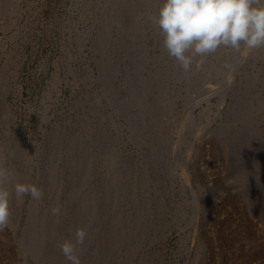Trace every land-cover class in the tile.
Instances as JSON below:
<instances>
[{
    "label": "rangeland",
    "instance_id": "rangeland-1",
    "mask_svg": "<svg viewBox=\"0 0 264 264\" xmlns=\"http://www.w3.org/2000/svg\"><path fill=\"white\" fill-rule=\"evenodd\" d=\"M10 1H12L9 3L11 6H7L10 11L8 16H0V141L5 142L6 144L8 143L10 145V154L12 153V155H14H9L11 158L9 157L10 159H8L6 166L14 169V167L19 165L21 162V166L19 165L20 167L17 168L28 173V176H30L31 180H33L29 183L37 182L36 184L44 186L48 183L46 182L48 181L49 174L47 169L51 167V162L54 163L57 161L56 159H58L56 158L58 156L57 153H54L51 150L53 149V136L57 130H59V139L60 141L62 140V143L58 145L59 148L62 147V144L65 143L66 140H70V138L77 141L74 143V146L77 144V150L80 149V146L81 148L84 146L83 142H87V138L90 135H92L95 140L99 139L101 144L96 141V144L90 153L93 155H99V153L101 154L100 145H102V141L109 139L108 141L110 142V140L117 135V131L115 129L108 130L110 129L111 121L114 120L119 126L118 130H121L122 136L120 140L118 142H114L115 144H112L113 146L111 145L112 149L114 148L113 152H115L112 156H116L118 153V155L120 154V157L116 163L117 167H111L114 169H122V167H125L124 169L127 168V206L130 208L129 211L133 217L129 218L125 234H128L130 231L128 236H131L129 238L133 251H131L130 248V250L126 249L127 245H125L126 247L123 246V248L118 243H115L118 244L115 245V248H118H114V251H108L109 248L106 247V239L111 235H109V230L111 232V227L109 229L110 220L108 218L105 220V218L101 216L102 219L99 220L103 224L102 228L104 230L101 228L100 232H98L101 235L98 234L97 236L98 238L101 236V238L97 239V243L90 246L85 253V257L83 259L85 261L84 264H95L94 261L92 263V259H90L93 254L92 250L93 248L95 250V247L99 248L97 251V253H99L97 254V256H99V258H97L99 262L98 264H102V262L104 263L107 258V261H109L110 258H113V264H127L124 262L128 258H131V255H133L132 257L135 256L134 259L136 260L134 264H264V203L262 200L260 201V199H258L260 198L261 193H264V188L261 187L263 190L260 188H258L259 190L256 189L257 187L263 185L262 181L264 182V179L261 176L264 171V79L263 81L261 79L264 78V47L258 48L255 50L254 54L243 59L242 65H239V68L235 69V65L232 63L235 59L230 61V57L233 58L234 56L235 58V53H233L234 51L231 48L221 46L217 50L221 49V53L223 52V55L221 54V56H224L223 59L221 57L217 60V57H213V54L210 53L212 55L208 54V57H205L207 60L209 59V61L207 62L206 60L207 63L204 62L205 64H203L202 59L204 57H194V61L190 69L185 71L175 58L167 56L168 53L166 54V49L164 50V48H162L163 51L160 50L159 44L161 43L162 46L163 35L158 27L154 28L157 32L151 33L154 29L150 31V35L148 34L147 37L148 39L141 38L145 45L144 50V47H140V45L144 46L140 44V42L142 43L140 40V37L142 36L140 31H142V28L138 26L136 37L139 38L140 41L136 37L129 39L126 48L127 53H129L128 55L131 56L130 58L127 56L126 59L125 49L118 48L119 38L122 36V32H124L123 25H126V18L123 22V17L119 20L114 19L113 22H108L109 27H107L109 29V35L111 34L109 36V43L106 45L107 49H104V46L102 48L103 51H99V53L101 52L99 54L97 52L99 48H97L96 45V37L99 35V28L103 27L109 15L115 10L116 6L114 3V9H112L111 12L109 11V14L107 8L110 10L112 5L106 7V0H92V4L90 0H9L8 2ZM150 1L152 0H149V2ZM0 7V9H2L1 1ZM133 17L135 18L137 16ZM147 25L148 26H146V28L149 29L151 26L149 24ZM140 28L141 30H139ZM153 44L155 46H153ZM108 52L111 54L108 55ZM232 53L234 54L233 56ZM256 53H260L262 56L260 55V57L258 54L259 57H257L255 56L257 55ZM103 54H105V56ZM155 54L156 57L157 55H162V57L160 56L156 59V57H154ZM99 55L104 60H106V55L109 59L110 57L113 58L110 59L111 67H114V69L111 70V75H109L110 78L117 75L119 79H123L126 75V70L129 74H127V87L126 90H124V95L127 97V130L123 129L124 127L121 128L123 123L125 125L124 117L114 115V105L108 97H104L100 103L95 105L97 102L95 100H97L99 96H103L102 87L105 85V83H103L104 85L102 84L104 81H101V77H99V73H101L100 65L102 64L99 62ZM209 55L212 57L210 58ZM253 56L255 57L254 59ZM153 58L156 60H160L162 58V61H157L153 65ZM139 61L141 64H146L148 68L149 65H151V68H149L151 71H146L147 73L145 72L141 78L139 76H135L134 72L129 73L134 67H136V64L139 63ZM165 61H168V64H166ZM160 63H165L168 65V68H166V65L164 64L161 66ZM230 64L232 68L230 67ZM159 67H163L164 70L167 69V74ZM158 71H161L162 74L164 72V77L166 76V78L169 79L167 80L164 78L162 80L164 82L163 83L160 81L161 78H158L160 81H158V85L156 84L158 89L159 87H162L161 83L163 85L166 83L163 86L166 89L173 88L174 83L171 81V78L174 77L173 74H176L177 76H175L178 78L180 73L181 75H184V73L193 74L194 71L196 75H189L191 77L187 75L189 79L185 75V78L187 79L186 81L184 77L181 76V79L176 80L174 89H177L176 91H178V93L184 89L180 92V94L177 93L176 97H171L172 95L167 92L168 90L165 91L163 87L161 89L162 92H160L161 90L159 89L160 91L158 93L156 86L149 101L151 100V104L154 102L153 104L157 106L161 104V107L157 108L160 109L163 107V109H161L162 111L160 110L161 112L159 111L157 114V110H154L156 107H154L153 111H155L157 115H155L153 111V114L151 115L142 114L138 105H135L139 104L137 95H140L143 90L142 82L145 79V82H148L149 79L152 77L154 78L153 75H156V73L158 75ZM135 73L137 74V72ZM157 75L155 77H157ZM193 77L194 79L196 78L198 82L194 81V79H192ZM180 80H184L186 84L188 83L186 87L191 86L189 85V81L190 84L193 81L195 83H193V85L196 87L193 88L192 85L190 88H184L185 83ZM151 81H153V79ZM178 89H180V91ZM163 91L164 94H162ZM154 92L163 96L162 98H160V96L157 97V100L161 103L158 101L155 103L156 97L154 96H156V94ZM207 92L210 93L207 94ZM135 96H137L136 99L138 101L134 102ZM203 97H205L204 100H202ZM161 99L163 101H161ZM194 99H201V101L199 104H190V100ZM132 102L134 103V105H132L133 108L129 109L128 106ZM242 102H244L247 106ZM238 103H240V105H244L246 109L244 110L245 116L242 118L243 124L242 122L240 123V120L236 117L240 112V109L238 110V108L241 107ZM260 105L261 110L255 109ZM232 107H234V109H232ZM230 109L234 110V114H232L234 115L235 120L232 118L233 115L230 116L228 114L233 112ZM130 114L134 119L139 121L137 122L134 120V122L136 121L137 126L141 125L143 129L145 128V132H143V138L141 137L140 143L137 142V135L135 134L134 136L135 132L133 133V130L129 127L128 116H130ZM159 114L160 119L162 116H165V118L162 117L161 120L167 123L160 130H158L159 135H157V137L159 136L160 138H157L155 137L156 130L154 132V121L152 119L156 118L157 120H160L158 119ZM98 115H101V119ZM228 115L234 123H230ZM191 118L196 119V124H193V127L191 126L193 131L190 127L188 128V125H185V123L190 121ZM150 119L153 122H149ZM82 120L84 124L89 123L90 125H88L94 128V132L90 131L89 126V130L83 129L81 126L83 125V123H81ZM140 121L143 123L140 124ZM219 122L222 124H219ZM225 123H227V126ZM222 125L225 129H228H226L228 133ZM216 127L218 129L223 128L225 131V133H223L225 135L221 133V129L219 134ZM244 127L246 129H244ZM239 129L242 131L240 132ZM208 130L211 131L210 134ZM249 130L252 133H250ZM207 131L208 134L206 133ZM147 133L149 136L146 135ZM248 133H250V135ZM237 136L239 137V140L241 139L240 141L237 139ZM96 137L98 138L96 139ZM77 138L80 141H78ZM102 138L103 140H101ZM235 138L238 141L234 140ZM159 139L162 140L159 141ZM223 139L225 141H223ZM245 139L246 142L249 139V142L246 144H244ZM161 141L165 144L163 142L161 143ZM216 143L217 146H215ZM231 143L234 146L231 145ZM189 144L193 148L194 154L192 150L189 153ZM242 144H244L241 146L242 150L239 148L242 151L241 152L237 147ZM164 145L165 148L162 147ZM151 146H153V148ZM150 147L152 150H150ZM223 147L227 151L224 150ZM163 148L165 151H162ZM236 149H238V151ZM243 149H245V151ZM72 151H74V153H71L70 155V159L65 167L66 171H69L68 169L72 168L71 164H73L74 160H76V150L72 149ZM222 151L224 152L221 153ZM153 152L155 154H153ZM234 152H237L235 153L237 155H235ZM251 152L254 154L253 157H248L249 154H252ZM246 153L248 155H246ZM163 154L164 157H161ZM189 154L192 155V162L190 161L186 166L184 165L183 160L180 161L179 159H183L185 155L190 156ZM49 156L53 158L50 159ZM110 156L108 155L109 160H107L108 158H105L106 156H103V161H99L100 164L98 162L94 175L90 179L91 181L89 180L90 183L96 184V195L97 192L98 194L101 192L100 195L103 194V196H105L103 190L106 185L105 181L109 179L107 174L110 175L109 170L111 167L109 169L108 166L110 165ZM157 157L160 158V161L162 162L158 163ZM245 157H248L247 159L249 161L252 159L255 163L251 161L250 165H247L249 168L245 167L246 169L242 171V167L247 160ZM255 158H257L258 161ZM261 160L262 163L260 162ZM229 161L231 163H229ZM180 163H183V165L181 166ZM151 164L153 168L149 166ZM251 165H253V167H251ZM261 165H263V167ZM186 167L188 168L186 169ZM144 169L148 172L147 175L149 180L147 181L142 175V171ZM248 169H251L249 170L250 173L248 172ZM187 170L188 174H190L189 177L186 176ZM240 172L241 174L244 172V174L240 175ZM256 174L257 177H255ZM106 176L108 177L106 178ZM239 176H241V178H239ZM143 179L145 182H143ZM237 180L244 183V186ZM234 181H237L236 184ZM257 182L259 183L257 184ZM155 183L159 185L160 193H158V195ZM146 184L148 186L144 187L145 190H142L143 185L146 186ZM198 185L199 187H197ZM201 186H203V189ZM54 187H51L53 190L49 189V191L43 195L44 206H49V203L52 202L56 191ZM69 188L70 192L71 189H73V186H69ZM76 188L77 187L75 186L74 189L76 190ZM204 189L206 190L204 191ZM134 193H138L139 197L135 201L136 206L132 196H130ZM239 193H241V195ZM215 194L217 195L215 196ZM245 194L246 196L249 195L251 197L249 202L246 201L244 197ZM73 196L75 197L76 195L73 194ZM105 198L109 200V198L104 197L103 201L108 202ZM66 199L67 195L65 193L62 199L63 202H65ZM75 199H77L76 202ZM194 199H197L195 200L196 202L198 201L197 204ZM31 201L33 202L34 200L30 196L25 195L23 197L20 230H18L17 235L12 227H6L5 229L0 230V264L33 263V259H31L32 257L30 258V256H25V252L18 241L22 227L29 222L30 216L28 207H30L29 204L32 203ZM73 203L74 204L72 205L76 206L77 204L78 206V198H74ZM163 203L164 205H162ZM177 203L179 204L178 207ZM144 205L149 206L145 210V212L147 211L146 218H144V221H142L143 225L141 224L142 226L140 227L146 226L145 229L149 237L143 247H135L136 244L135 241H133V236L140 228H138L137 224H135L132 220L136 218L135 213L142 209ZM198 205L199 207L203 205L202 209L198 208L197 210L196 206ZM41 206L43 205L41 204ZM204 208L206 210H204ZM161 209L166 211H161ZM176 211H179L181 216L178 215V212ZM255 212L257 214H254ZM261 216L263 219L262 221L260 219ZM178 217L181 222L177 219ZM72 218L73 217L70 216L64 220L63 226L59 227L57 231H55L57 233L53 232V236L56 234L55 236L66 239L75 237V228L69 227ZM95 219L96 218L94 217L92 220L94 223L93 225L96 223ZM173 219H176V221ZM103 220L107 223L105 222L104 224ZM193 221H195L196 225H194ZM163 223L164 226L162 225ZM165 224H168V226ZM88 227V224L84 226L86 230ZM69 228H71L74 233H69L72 232ZM198 232H200V235ZM49 245L50 247L53 245V240L50 241ZM91 247L93 248L91 249ZM79 248L82 249L81 245H79L77 249ZM125 249L128 251L125 252ZM81 251L82 250L78 252ZM129 252H131V254ZM59 253H61V251ZM59 253L55 254V256H52L54 255L53 253L50 255L52 258L56 257V255H63V253ZM115 255L117 256L115 257ZM126 255L127 257L129 255V257H125ZM194 255L198 257L196 258ZM82 257L83 255L81 256V259ZM64 262L66 264L69 263L67 260Z\"/></svg>",
    "mask_w": 264,
    "mask_h": 264
},
{
    "label": "bare ground",
    "instance_id": "bare-ground-1",
    "mask_svg": "<svg viewBox=\"0 0 264 264\" xmlns=\"http://www.w3.org/2000/svg\"><path fill=\"white\" fill-rule=\"evenodd\" d=\"M1 1V6H2V9H0V16H5V17H7L8 16V14H9V7L11 6V5H9V3H11L12 1H10V2H8L9 0H0ZM146 1H147V3H146ZM143 0V1H141V0H106L105 2H106V7H109V5H112V8H111V6H110V10L107 8V10H108V12L110 11H112V9H114L113 8V6L115 5L116 7H115V10L112 12V14H110V12H109V17H108V19H107V21H106V23L103 25V27H101V28H99V35L96 37L97 39V43H96V45H97V48H99V50H97V52L99 53V51H103V47L105 46V48L104 49H107L106 47V45L109 43V36L111 35H109V29H108V22H110V21H112L113 22V20L114 19H121L122 17H123V22H124V19L126 18V20H125V23H126V25H123L124 27H123V31L124 32H122V36L119 38V41H118V48L119 49H125V54H126V59H127V56H129L128 54L129 53H127V42L129 41V39H133V38H135L137 35H136V32H137V27L138 26H140L141 28H142V31H140L141 32V37H140V40H141V38H147L148 37V34L150 33V31L152 30V29H154V28H156V27H158V26H156L153 22H152V17H154L157 13H158V9H159V7H160V5L163 3V0H152V1H150L149 2V0ZM90 2H91V4L93 3L92 2V0H90ZM113 3H114V5H113ZM130 4H133V5H130ZM145 4H147V5H145ZM7 6H9V7H7ZM130 6V7H129ZM105 7V8H106ZM1 8V7H0ZM11 9V8H10ZM12 11V10H11ZM11 14V13H10ZM136 14H138V15H136ZM125 15V16H124ZM133 16H139L138 18L137 17H133ZM10 19V18H9ZM111 22V23H112ZM124 23V24H125ZM147 24H149L151 27L148 29V28H146V26H148ZM102 26V25H101ZM108 26V27H107ZM7 28V27H6ZM141 28L139 29V30H141ZM155 30V31H154ZM151 33H153V32H157L156 31V29H154ZM139 32V31H138ZM110 33H111V31H110ZM138 34V33H137ZM155 34V33H154ZM150 35V34H149ZM152 35V34H151ZM137 38V37H136ZM138 40H139V38H137ZM143 39V40H144ZM148 39V38H147ZM139 40V41H140ZM142 41V40H141ZM156 43H158V42H156ZM159 43H160V41H159ZM140 44H142V45H144V43H143V41H142V43L140 42ZM160 45V50H162V48H164V47H162L163 46V42H162V46H161V43L159 44ZM159 45H157V46H159ZM109 46V45H108ZM153 46H155L154 44H153ZM140 47L141 48H143L144 47V50H145V45L144 46H141L140 45ZM155 48V47H154ZM156 49H157V47H156ZM158 49H159V47H158ZM164 50H165V48H164ZM221 50V49H220ZM220 50H216L214 53H212L213 54V57L215 56V57H217V60H219L222 56H221V54L223 55V52L221 53V51ZM223 50V49H222ZM255 50H257V49H254V50H249V51H247V53H244V52H235L234 50V52L233 53H235V58H234V54L232 53V56H233V58L232 57H230L229 55V57L231 58L230 59V61L231 60H233V59H235V60H233L232 61V63H234V67H235V69H237V68H239V65H242V62H243V59H245L247 56H249V55H252V54H254V52H255ZM163 51V50H162ZM162 51H161V53H162ZM106 52V51H105ZM101 53V52H100ZM99 53V54H100ZM107 53V52H106ZM111 53L110 52H108V55H110ZM166 54H167V52H166ZM212 54H210V55H212ZM257 54V53H256ZM259 54V56L261 55L260 53H258ZM258 54L257 55H255V56H257V57H259L258 56ZM104 56H105V54H103ZM209 55V56H210ZM103 56V57H104ZM131 56V55H130ZM130 56H129V58H130ZM161 57H162V55H160ZM160 56H158L157 55V57H160ZM167 56H169V55H167ZM238 56V57H237ZM262 56V55H261ZM260 56V57H261ZM99 57H100V55H99ZM154 57H156V54H155V56ZM156 57V59H158ZM170 57V56H169ZM206 57V56H205ZM204 57V58H205ZM208 57V56H207ZM212 56H210V58H211ZM102 57H100L99 59L100 60H102V61H100L99 60V62H101L102 64L100 65L101 67V73H99L100 75H99V77H101V81H104V82H102V84L103 83H105V85L102 87V95L103 96H99L98 98H97V100H95V101H97L96 103H95V105L96 104H98V103H100V101L104 98V97H108L109 98V100L111 101V103L114 105V115L115 116H121V117H124V120H125V125H124V123L122 124V127L121 128H123V129H126L127 130V97H125V95H124V90H126V87H127V70L125 71V76H124V78L122 79H119L118 77H117V75H114V76H112V78H110L109 77V75H111L110 73H111V70H113L114 69V67L112 68L111 67V64H110V59L112 58V57H110V59L108 58V56L106 55V60H104L103 58L101 59ZM168 58V57H167ZM200 58V57H199ZM204 58L202 59V61H203V64H205L204 62H206V58H205V61H204ZM224 58V56L222 57V59ZM255 57L253 56V59H254ZM109 59V60H108ZM113 59V58H112ZM132 59V58H131ZM130 59V60H131ZM134 59H135V57H134ZM154 59V58H153ZM156 59H154L153 60V65H154V63H156L157 61H162V58L160 59V60H156ZM164 59V58H163ZM169 59V58H168ZM136 60V59H135ZM135 60H134V62H135ZM152 60V59H151ZM132 61V60H131ZM141 61V60H140ZM140 61H139V63H135L136 64V67H134L133 68V70L131 71V72H129V73H133L134 72V74H135V76H139L140 78L145 74V72L147 71H151V69L149 70V68H151L150 66L151 65H149V68H148V66L146 65V64H141L140 63ZM194 61V60H193ZM198 61V60H197ZM209 61V59L207 60V62ZM235 61V62H234ZM113 62V61H112ZM133 62V63H134ZM166 62V64H168V61H165ZM206 62V63H207ZM145 63V62H144ZM170 63V62H169ZM196 63V62H195ZM231 63V64H232ZM100 64V63H99ZM161 64V63H160ZM164 65H166L165 63H163ZM163 64H161V66L163 65ZM231 64H230V67L232 68V66H231ZM262 64V63H261ZM157 66V65H156ZM112 68V69H111ZM136 68V69H135ZM160 68V67H159ZM166 68H168V65H166ZM134 69H135V71H134ZM156 69H158V68H156ZM155 69V70H156ZM160 69H163V67H161ZM258 69V68H257ZM116 70V69H115ZM163 71L167 74V69L166 70H164L163 69ZM162 71V72H163ZM113 72V71H112ZM116 72V71H115ZM135 72H137V74L135 73ZM146 72V73H147ZM155 72V71H154ZM163 72V74L161 73V71L159 72L158 71V75H157V73H156V75H157V77H155L156 75L154 74H152L153 76H154V78L152 77L151 79H149L148 80V82H145L146 81V79L142 82V87H143V90H142V92H141V94L140 95H137V96H135V99H134V97H133V99H134V102L135 101H138L137 99H139V104H135V105H138V107L140 108V112L142 113V114H148V115H151V114H153V112H154V114L155 115H157L158 114V112L161 110V109H163V107L162 108H160V109H158L157 107H161V104H159V103H161L159 100H157L158 98V96H160V98H162L163 96L162 95H159L158 93H159V91L162 89V87L166 84H162L161 83V85H162V87H159V89H158V78H161V80L160 81H162L164 78H166V76L164 77V75H165V73ZM169 73V72H168ZM171 73V72H170ZM192 73V72H191ZM257 73V72H256ZM113 74H115V73H113ZM112 74V75H113ZM193 74H195L194 73V71H193ZM193 74H185L184 73V75H181V73H180V75L178 76V78L173 74V78H171V81L174 83L173 85L175 86L176 84V80H179V79H181V77H184V79H185V81L187 80L186 78H185V75H186V77L188 78V76L189 75H193ZM213 74V73H212ZM235 74V73H234ZM129 75V74H128ZM188 75V76H187ZM196 75V74H195ZM258 75H260V74H258ZM5 76V75H4ZM149 76V75H148ZM181 76V77H180ZM194 76V75H193ZM214 76V75H213ZM1 77V76H0ZM151 77V76H150ZM189 77H191V76H189ZM196 77V76H195ZM110 78V79H109ZM130 78V77H129ZM231 78H232V76H231ZM231 78H230V80H231ZM261 78V77H260ZM88 79H90V78H88ZM153 79V81H151ZM167 79V78H166ZM165 79V80H166ZM183 79V78H182ZM189 79V78H188ZM191 79V78H190ZM192 79H194V77L192 78ZM209 79V78H208ZM262 79V81H263V79L264 78H261ZM107 80V81H106ZM130 80V79H129ZM167 80H169V79H167ZM206 80H207V78H206ZM211 80V79H210ZM209 80V81H210ZM89 81V80H88ZM100 81V82H101ZM159 81V82H160ZM180 81H182V80H180ZM184 81V80H183ZM182 81V82H183ZM184 81V88H187V87H192V85H193V81L191 82V84H190V81H189V85H191V86H187L186 87V85H188V83L186 84V82ZM194 81H197L196 80V78L194 79ZM208 81V80H207ZM163 82V81H162ZM178 82V81H177ZM198 82V81H197ZM158 83V84H157ZM164 83V82H163ZM168 83V82H167ZM264 83V82H263ZM101 84V85H102ZM157 84V85H156ZM195 84V83H194ZM100 85V86H101ZM172 85V86H173ZM197 85V84H196ZM157 86V92L158 93H155L156 92V90H155V94H156V96H154V97H156V101H155V103L158 101L159 103V106H157V105H155V104H153L154 102H152V104H151V100L149 101V99H150V96H151V94H153V91H154V89H155V87ZM160 86V85H159ZM174 86H173V88H169V89H166L165 87H163V89H165V91H167L168 93H170V95H172L171 97H176L177 96V93H178V91H176L177 89H174ZM168 87H169V85H168ZM196 87V86H195ZM194 87V85H193V88H195ZM177 88H179V87H177ZM181 88V87H180ZM188 88V89H189ZM182 89V88H181ZM222 89V88H221ZM179 91H180V89H178ZM184 90V89H183ZM183 90H181V91H183ZM186 90V89H185ZM180 91V92H181ZM209 91V90H208ZM160 92H162V90L160 91ZM180 92L178 93V94H180ZM212 92V91H211ZM208 93H210V92H207V94ZM228 93V92H227ZM234 93V92H233ZM161 94V93H160ZM162 94H164V91H163V93ZM223 94V93H222ZM236 94V93H235ZM240 94V93H239ZM166 95V94H165ZM224 95V94H223ZM238 96V95H237ZM136 97H137V99H136ZM170 97V98H171ZM234 97V96H233ZM159 98V99H160ZM204 98L205 97H203L202 98V100H204ZM224 98V97H223ZM222 98V99H223ZM132 99V100H133ZM237 99V98H236ZM239 99V98H238ZM153 100V99H152ZM166 100V99H165ZM206 100V99H205ZM154 101V100H153ZM161 101H163L162 99H161ZM191 102H190V104H192V105H195V104H199V102L201 101V99H194V100H190ZM167 102H169V101H167ZM223 102V101H222ZM136 103H138V102H136ZM163 103V102H162ZM244 105H246L244 102H242ZM171 104V103H170ZM234 104V103H233ZM239 105H240V103H238ZM132 105H134V103L132 102L129 106H128V108L129 109H132L133 108V106ZM153 105H155V106H153ZM163 105H164V103H163ZM236 105V104H235ZM234 105V106H235ZM238 105V106H239ZM244 105H240L241 107L240 108H238V110L240 111H238L239 112V114H238V116H236L237 117V119L238 120H240V123L242 122V118L245 116L244 114V110H246L245 109V106ZM259 105V104H258ZM261 105H262V103H261ZM261 105L260 106H257L256 108L255 107H253V108H255V109H258V110H261ZM247 106V105H246ZM95 107V106H94ZM154 107H156V108H154ZM237 107V106H236ZM153 108H154V110H157L156 111V113H155V111H153ZM228 109V108H227ZM232 109H234V107H232ZM171 110V109H170ZM231 110V109H230ZM230 110H228V111H230ZM153 111V112H152ZM162 111V110H161ZM160 111V112H161ZM165 111V110H164ZM231 111H233V112H230V113H228L230 116L231 115H233L234 114V110H231ZM237 111V110H236ZM235 111V112H236ZM248 111V110H247ZM246 111V112H247ZM251 111V110H250ZM95 112H97V111H95ZM256 112H257V110H256ZM255 112V113H256ZM226 113V114H227ZM233 113V114H232ZM99 114H101V113H99ZM167 114V113H166ZM155 115H153V116H155ZM229 115H228V118H229ZM247 115V114H246ZM101 115H98V117H100ZM160 116V114L158 115V117ZM248 116V115H247ZM97 117V118H98ZM114 117V116H113ZM117 117V118H118ZM162 117H164L165 118V116H162ZM162 117H161V119H162ZM166 117H167V115H166ZM115 118V117H114ZM136 118V117H135ZM226 118H227V116H226ZM227 118V119H228ZM232 118L234 119L235 117H234V115L232 116ZM100 119H101V117H100ZM154 119H156V118H154ZM154 119H152L153 121H154V132H155V130H156V136L155 137H157V135H159V133H158V130H160L163 126H165V124L167 123V122H165V121H162L161 119H160V117L158 118V119H160V120H154ZM169 119V118H168ZM245 119V118H244ZM249 119V118H248ZM134 120H136V119H134L133 118V116L130 114V116H128V121H129V127H130V129H132L133 131V133H134V136H135V134L137 135V139H138V141L137 142H139L140 143V139H141V137L143 138V132H145V128L143 129V127L141 126V125H138L137 126V123H136V121L134 122ZM151 119H150V121L149 122H151L152 121ZM164 120H166V119H164ZM229 120H230V123L232 122L231 121V119L229 118ZM235 120V119H234ZM237 120V121H238ZM246 120V119H245ZM85 121V120H84ZM143 121V120H142ZM152 121V122H153ZM167 121V120H166ZM249 121V120H248ZM86 122H88V121H86ZM85 122V123H86ZM137 122H139V121H137ZM189 122V123H188ZM188 122H186L185 123V125L187 126L188 125V128L190 127L191 128V126L193 127V124H196L195 122H196V119H193V118H191L190 119V121H188ZM229 122V121H228ZM81 123H83V125H81L82 126V128L83 129H85V130H89V128H90V131H92V132H94V128L93 127H91V126H89L88 124H84V122H83V120L81 121ZM135 123H136V125H135ZM141 123H143V122H141L140 121V124ZM188 123V124H187ZM221 122H219V124H220ZM232 123H234V121L232 122ZM146 124V123H145ZM222 124V123H221ZM224 124V123H223ZM226 124V126H227V123H225ZM242 124H243V122H242ZM88 126H89V128H88ZM136 126V127H135ZM143 126H144V124H143ZM152 126V125H151ZM194 126H196V125H194ZM242 126V125H241ZM249 126V125H248ZM145 127V126H144ZM222 127L225 129V127L222 125ZM118 128H119V126L115 123V121L113 120V121H111V125H110V129H108V130H113V129H115L116 131H117V135L112 139V140H110V142L107 140V139H105L104 141H102L103 143H102V145H100L101 146V154L99 153V155L98 154H96V155H93V154H90L91 152H92V150H93V147L95 146V144H96V141H97V143L99 142V139L98 140H95L94 139V137L92 136V135H90L88 138H87V142H83V147L81 148V146H80V149H78L77 150V144H75V146H74V143L75 142H77V141H74L75 139H72V138H70V140H66L65 141V143H63L62 144V147H58V145H60L61 143H62V140L60 141V137H59V130H57L56 132H55V134H54V142L52 143L53 144V146H52V144H51V146H52V148L53 149H51L52 150V152H54V153H57V157L56 158H58V159H56L57 161H55L54 163H52L51 162V164L52 165H50L51 167L50 168H48L47 169V171H48V181H46V182H48V183H46V185H39L40 186V188L42 189V191H43V195L46 193V192H48L49 191V189H51V187L53 188L54 186L56 187V185H57V187L55 188L54 187V189L56 190L55 191V196H53V200H52V202L51 203H49V206H44V204H43V196H42V198L41 199H39V200H34L31 204H29L30 205V207H28L29 208V210H28V212H29V216H30V218H29V222L27 223V224H25L24 225V227H22V229H21V234H20V236H19V244H20V246L22 247V249L24 250V254H25V256H30V258L31 259H33V263L32 264H63V262L64 261H66V259H65V257H64V255H56V257H53L52 258V256H55V254H57V253H59L61 250H60V248H59V246H58V242H62V241H64V240H67L66 238H63V237H57V236H55L56 234H54V236H53V232H55V231H57V229L59 228V227H62L63 226V223H64V220H66L67 218H69L70 216H72L73 218H72V220H71V226L69 225V227H72V228H75V230L77 229V228H84V226H86L87 224L89 225V227H88V229H87V232H88V238L85 240V242H84V244L83 245H81V248L82 249H80V250H82L81 252H79V255H80V257L83 255V257H82V259H81V261L84 259V257H85V253L87 252V250L90 248V246H93L94 244H96L97 243V239H100L101 238V236H100V238H98L97 236H98V234H100V233H98V232H100V230H101V228H102V223H101V216L103 217V218H105V220L108 218L109 220H110V223H109V229H110V227H111V232H110V230H109V235L110 236H108V234H107V239H106V244H107V246L106 247H108L109 248V250L108 251H114V248H115V245H118V244H120L122 247L123 246H125V245H127V248L126 249H131V251H133V248L131 247L132 246V244L130 245V238L129 237H131V236H128V234L130 233V231L128 232V234H125V231L127 230V227H126V225H127V223H129V218L131 217H133V215L130 213V211H129V209L130 208H128V206H127V168L126 169H124L123 167H122V169L120 168V169H114V168H112V167H114V166H116L117 164V162H118V159H119V155H118V153H117V155L116 156H112V155H114V153L115 152H113L114 150V148L112 149V144H115L114 142H118L119 140H120V138H121V130H118ZM186 128V127H185ZM195 128V127H194ZM217 128V127H216ZM220 128V127H219ZM221 129L222 131H221V133L222 134H224L225 133V131L227 132V130L225 129V131H224V129ZM243 128V127H242ZM242 128H240V129H242ZM249 128H250V126H249ZM192 129V128H191ZM213 129V128H212ZM218 129V128H217ZM220 129H218V131L217 132H219V134H220ZM239 129V131L241 132L242 130H240ZM244 129H246L245 127H244ZM97 130V129H96ZM104 131V130H103ZM192 131H193V129H192ZM191 131V132H192ZM209 131V130H208ZM208 131L206 132L207 134H208ZM210 132L211 131H209V134H210ZM216 132V133H217ZM224 132V133H223ZM249 132H250V130H249ZM158 133V134H157ZM190 133V132H189ZM228 133V132H227ZM226 133V134H227ZM245 133V132H244ZM250 133H252V132H250ZM250 133H248L249 135H250ZM95 134V133H94ZM155 134H153V135H155ZM214 134V133H213ZM212 134V135H213ZM218 134V135H219ZM247 134V135H248ZM256 134V133H255ZM101 135V134H100ZM146 135H148L149 136V134L147 133ZM214 135H216V134H214ZM217 135V136H218ZM225 135V134H224ZM228 135V134H227ZM244 135V134H243ZM248 135V136H249ZM245 136V135H244ZM254 136V135H253ZM151 137H153V136H151ZM161 137H164V136H161ZM208 137V136H207ZM214 137H216V136H214ZM220 137V136H219ZM223 137V136H222ZM250 137V136H249ZM98 137H96V139H97ZM103 138H105V137H103ZM103 138L101 139V140H103ZM157 138H160L159 136L157 137ZM217 138V137H216ZM247 138V137H246ZM69 139V138H68ZM152 139V138H151ZM184 139V138H183ZM222 139V138H221ZM237 139L239 140V137L237 136ZM236 138L234 139V140H236V141H238ZM77 140H78V138H77ZM142 140H144V139H142ZM147 140V139H146ZM150 140V139H149ZM156 140V139H155ZM154 140V141H155ZM158 140V139H157ZM160 140H162V139H159V141ZM232 140V139H231ZM241 140V139H240ZM239 140V141H240ZM249 140V139H248ZM247 140V142H246V139L244 140L245 141V143L244 142H240V143H244V144H246V143H248L249 141ZM252 140V139H251ZM250 140V141H251ZM263 140H264V138H263ZM78 141H80V140H78ZM164 141V140H163ZM163 141H161V143L163 142ZM223 141H225L224 139H223ZM222 141V142H223ZM229 141V140H228ZM233 141V140H232ZM262 141V140H261ZM260 141V142H261ZM165 142V141H164ZM163 142V143H164ZM186 142V141H185ZM212 142V141H211ZM222 142H220V143H222ZM230 142V141H229ZM228 142V143H229ZM81 143V142H80ZM142 143V142H141ZM147 143V142H146ZM155 143V142H154ZM224 143V142H223ZM239 143V142H238ZM262 143V142H261ZM263 143H264V141H263ZM82 144V143H81ZM81 144H78V145H81ZM99 144H101L100 142H99ZM143 144V143H142ZM144 144H145V142H144ZM148 144V143H147ZM159 144V143H158ZM165 144V143H164ZM214 144V143H213ZM226 144V143H225ZM244 144H242V145H238V149L240 148L241 150H242V147L241 146H243ZM252 144V143H251ZM112 145V146H111ZM150 145V144H149ZM153 145V144H152ZM161 145V144H160ZM224 145V144H223ZM231 145H233L232 143H231ZM236 145V144H235ZM255 145H257V144H255ZM254 145V146H255ZM73 146H74V148H73ZM145 146H146V144H145ZM189 153L191 152V150L193 151V148L191 147V145L189 144ZM215 146H217V143L215 144ZM234 146V145H233ZM258 146H259V144H258ZM262 146V145H261ZM58 147V148H57ZM152 148H153V146H151ZM151 147H150V150H152L151 149ZM162 147H164L165 148V145L164 146H162ZM246 147H247V145H246ZM256 147V146H255ZM155 148V147H154ZM163 148V150L162 151H165V149ZM252 148H254V147H252ZM262 148H263V146H262ZM72 149L73 150H76L75 152L77 153L76 154V160H74V162H73V164H71L72 165V168H69L68 170L69 171H66V164H67V162H68V160L70 159V155H71V153H74V151H72ZM160 149H161V147H160ZM214 149V148H213ZM223 149L224 150H226L224 147H223ZM230 149V148H229ZM232 149V148H231ZM238 149H236L237 151H238ZM239 149V151H241ZM251 149V148H250ZM249 149V150H250ZM261 149V148H260ZM260 149H257V150H260ZM149 150V149H148ZM155 150V149H154ZM157 150V149H156ZM233 150V149H232ZM231 150V151H232ZM244 151H245V149H243ZM253 150V149H252ZM256 150V149H255ZM255 150H254V152H255ZM11 151H12V149H11ZM121 151V150H120ZM161 151V150H160ZM161 151V152H162ZM168 151V150H167ZM220 151V150H219ZM227 151V150H226ZM230 151V150H229ZM228 151V152H229ZM251 151V150H250ZM112 152V153H111ZM218 152V151H217ZM224 151H222L221 153H223ZM242 152V151H241ZM111 153V154H110ZM199 153V152H198ZM226 153V152H225ZM232 153V152H231ZM235 153H237V152H234V154ZM239 153V152H238ZM252 153V152H251ZM111 157L110 159V165H108L109 166V169H110V167H111V169L109 170L110 172V175L109 174H107L108 176H106V178L108 177L109 179L107 180V181H105V184L103 183V181H102V183L105 185V187H104V195L105 196H103V194L102 195H100L101 194V192H100V194H98V192H97V195H96V193H95V186H96V184H92V183H90L89 182V180L93 177V175H94V172H95V169H96V165L98 164V162L99 161H103L102 159L104 158L103 156H106L105 158H108L107 160H109V157H108V155ZM153 154H155L154 152H153ZM160 154V153H159ZM193 154H194V151H193ZM242 154H244V153H242ZM257 154V153H256ZM259 154V153H258ZM263 154V153H262ZM9 155H12V153L10 154V145L7 143H5V142H3V141H0V168H4L8 173H10V176H9V179L8 180H6L5 181V184H4V186L6 187V188H8L9 189V191H10V197H9V200H10V204H9V206H10V209H11V215H10V221H11V225H10V227H12L13 228V230H14V232L16 233V235L18 234V230H20V223H21V208H22V204H23V202L22 203H18L17 202V199H16V194H15V190H14V188H13V185H14V183L15 182H17V181H21V182H32L33 180H31V178H30V176H28V173H26V171H23L22 169H18L17 167H20L21 165V162H20V166L19 165H16V167H14V169H11V168H9V167H7L6 165H7V161H8V159H10L11 158V156H9ZM190 155V154H189ZM197 155V154H196ZM220 155V154H219ZM227 155V154H226ZM225 155V156H226ZM233 155V154H232ZM235 155H237V154H235ZM246 155H248L247 153H246ZM246 155H244V156H246ZM253 153L250 155H248V157L249 156H251V157H253ZM261 155V154H260ZM12 156H14V155H12ZM17 156V155H16ZM15 156V157H16ZM156 156V155H155ZM164 157V154L163 155H161V157ZM191 156L192 155H190V156H184L183 157V159L181 158V159H179L180 161L181 160H183V162H184V165H186L187 166V164L191 161ZM198 156V155H197ZM228 156H230V155H228ZM257 156H259V155H257ZM10 157V158H9ZM50 157V159L51 158H53V157H51V156H49ZM152 157H153V155H152ZM151 157V158H152ZM160 157V156H159ZM247 157V158H248ZM264 157V156H263ZM230 158V157H229ZM231 158H232V156H231ZM233 158H235V157H233ZM237 158H239V157H237ZM243 158V157H242ZM246 157H245V159H247ZM260 158V157H259ZM21 159V158H20ZM49 159V160H50ZM256 160H257V158H255ZM254 159V160H255ZM261 159V158H260ZM22 160V159H21ZM104 160H106V159H104ZM156 160V159H155ZM231 160V159H230ZM237 160V159H236ZM157 161H158V163L159 162H162V161H160V158H158L157 157ZM156 161V162H157ZM232 161V160H231ZM243 161V160H242ZM252 161V159H250V161L247 159L246 160V162H245V164H244V166L242 167V171H244L246 168L245 167H248L249 168V166H247V165H250V162ZM258 161V160H257ZM19 162H17V163H19ZM23 162V161H22ZM125 162V161H124ZM192 162V161H191ZM252 162H254V161H252ZM261 163H262V160L260 161ZM264 162V161H263ZM16 163V162H15ZM24 163V162H23ZM22 163V164H23ZM152 163H153V161H152ZM229 163H231L230 161H229ZM240 163V162H239ZM241 163V164H242ZM255 163V162H254ZM99 164H100V162H99ZM104 164H106V163H104ZM181 164V166L183 165V163H180ZM260 164V163H259ZM140 165V164H139ZM154 165H156V164H154ZM158 165V164H157ZM240 165V164H239ZM255 165V164H254ZM258 165V164H257ZM30 166V165H29ZM106 166V165H105ZM119 166V165H118ZM142 166V165H141ZM149 166H151L152 167V164L151 165H149ZM148 166V167H149ZM231 166V165H230ZM256 166V165H255ZM259 166V165H258ZM262 167H263V165H261ZM117 167V166H116ZM146 167V166H145ZM237 167H238V164H237ZM241 167V166H240ZM239 167V168H240ZM251 167H253V165H251ZM129 168H131V167H129ZM153 168V167H152ZM188 167H186V169H187ZM197 168V167H196ZM255 168H257V167H255ZM30 169V168H29ZM50 169V170H49ZM98 169V168H97ZM132 169V168H131ZM139 169V168H138ZM186 169H184V170H186ZM238 169V168H237ZM251 169H253V168H251ZM251 169H248V172H249V170H251ZM258 169V168H257ZM262 170V169H261ZM260 170V171H261ZM241 171V172H242ZM68 172V173H67ZM136 172V171H135ZM241 172H240V175H242V174H244V172L241 174ZM247 172V171H246ZM139 173V172H138ZM147 170H143L142 171V175H143V177H144V179L147 181V180H149L148 179V175H147ZM238 173V172H237ZM250 173V172H249ZM136 174V173H135ZM134 174V175H135ZM234 174H235V172H234ZM233 174V175H234ZM262 174V173H261ZM260 174V175H261ZM99 175V174H98ZM137 175V174H136ZM189 175L190 174H188V170H187V173H186V176L187 177H189ZM245 175H246V173H245ZM259 175V176H260ZM196 176V175H195ZM244 176V175H243ZM262 177H263V179H264V171H263V174L261 175ZM201 177V176H200ZM235 177V176H234ZM255 177H257V174H256V176ZM262 177H259V178H262ZM104 178H105V176H104ZM132 178V177H131ZM239 178H241V176H239ZM144 179H143V182H145L144 181ZM243 179V178H242ZM241 179V180H242ZM252 179V178H251ZM253 179H254V177H253ZM106 180V179H105ZM183 180V179H182ZM240 180V179H239ZM262 180V179H261ZM36 181V180H35ZM91 181V180H90ZM141 181H142V179H141ZM201 181V180H200ZM238 181V180H237ZM236 181V182H237ZM249 181H252V180H249ZM235 182V181H234ZM236 182H235V184H236ZM238 182H240V181H238ZM255 182V181H254ZM35 183V182H34ZM37 183V182H36ZM142 183V182H141ZM148 183V182H147ZM242 185L244 184V183H242V182H240ZM259 182H257V184H258ZM262 183H263V185L262 186H260V187H257L255 184H253V185H255L256 187V189H258V188H260V189H262L263 190V188H264V182L262 181ZM71 184H72V186H73V189H71V191L69 192V186L70 187H72L71 186ZM156 185V189H157V195H158V193H160V189H159V185L157 184V183H155ZM186 184V183H185ZM238 184V183H237ZM260 184H261V182H260ZM38 185V184H37ZM136 185V184H135ZM141 185V184H140ZM158 185V186H157ZM161 185V184H160ZM201 185V184H200ZM240 185V184H239ZM251 185V184H250ZM75 186L77 187L76 188V190L78 191H76L74 188H75ZM101 186V185H100ZM131 186V185H130ZM134 186V185H133ZM148 185L146 184V186H144L143 185V189L142 190H145L144 189V187H147ZM234 186V185H233ZM244 186V185H243ZM103 187V186H102ZM101 187V188H102ZM132 187V186H131ZM150 187V186H149ZM197 187H199V185L197 186ZM202 187V189H203V186H201ZM205 187V186H204ZM236 187H237V185H236ZM239 187V186H238ZM249 187V186H248ZM248 187H247V190H248ZM254 187V186H253ZM261 187H263V188H261ZM138 188V187H137ZM243 188V187H242ZM154 189H155V187H154ZM155 189V190H156ZM198 189V188H197ZM201 189V188H200ZM250 189H251V187H250ZM51 190H53V189H51ZM206 189H204V191H205ZM233 190V189H232ZM254 190V189H253ZM252 190V191H253ZM259 190V189H258ZM262 190H260V191H262ZM133 191V190H132ZM193 191V190H192ZM199 191H201V190H199ZM198 191V192H199ZM215 191V190H214ZM250 191V190H249ZM135 192V191H134ZM201 192H203V191H201ZM263 192V191H262ZM66 193V195H67V199H66V201L65 202H63V196H64V194ZM130 193V192H129ZM244 193V192H243ZM255 193V192H254ZM261 193V192H260ZM53 194V193H52ZM73 194L74 195H76L75 197L73 196ZM199 194V193H198ZM211 194V193H210ZM231 194V193H230ZM240 195H241V193H239ZM157 195H156V197H157ZM211 195H213V194H211ZM217 194H215V196H216ZM252 195V194H251ZM130 196H132V199H133V201H134V204H135V201L139 198L138 197V193H134V194H131ZM140 196V195H139ZM248 196V197H247ZM246 196V194H245V199H246V201L247 202H249V200H250V196L249 195H247ZM104 197H107V198H109V200L108 199H106L108 202H104L103 201V199H104ZM155 197V198H156ZM211 197V196H210ZM213 197V196H212ZM239 197V196H238ZM256 197V196H255ZM74 198H78V201H79V205L77 206V204H76V206H74V205H72V204H74L73 203V201H74ZM130 198V197H129ZM234 199V198H233ZM255 199V198H254ZM253 199V200H254ZM258 199H260V201L262 200L263 201V203H264V193H261V196H260V198H258ZM176 200V199H175ZM195 200H197V199H194V201ZM213 200V199H212ZM235 200V199H234ZM237 200V199H236ZM240 200V199H239ZM77 201V199H75V202ZM131 201V200H130ZM132 201V202H133ZM196 202V201H195ZM194 202V203H195ZM229 202H232V201H229ZM256 202H257V200H256ZM149 203V202H148ZM180 203V202H179ZM198 203V201L196 202V204ZM41 204L43 205V206H41ZM129 204H131V203H129ZM174 204V203H173ZM172 204V205H173ZM235 204V203H234ZM241 204V203H240ZM245 204H246V202H245ZM28 205V206H29ZM133 205V204H132ZM162 205H164V203L162 204ZM161 205V206H162ZM175 205V204H174ZM178 203H177V207H178ZM195 205V204H194ZM135 206H136V204H135ZM149 205H144V207L142 208V209H140L138 212H136L135 214H136V221H135V219L134 220H132V221H134V223L135 224H137V227L138 228H140V229H138V231L137 232H135L136 234L133 236V241H135V247H137V246H144L145 245V243H146V241L148 240V234H147V232H146V226H144V227H140V226H142L143 224V222L142 221H144V218H146V214H147V211L145 212V210H146V208L148 207ZM202 206L203 205H201V207H199V205L198 206H196V208H197V210H198V208H201L202 209ZM205 206V205H204ZM240 206V205H239ZM242 206V205H241ZM247 206H249V205H247ZM56 207H58L59 208V213L58 214H53V212H52V209L53 208H56ZM74 207V208H73ZM76 207V208H75ZM131 207V206H130ZM195 207V206H194ZM206 207V206H205ZM243 207V206H242ZM259 207V206H258ZM134 208V207H133ZM141 208V207H140ZM160 208H163V207H160ZM208 208V207H207ZM240 208V207H239ZM244 208V207H243ZM246 208V207H245ZM167 209V208H166ZM200 209V210H201ZM209 209V208H208ZM247 209H249V208H247ZM251 209V208H250ZM204 210H206L205 208H204ZM204 210H202V211H204ZM210 210V209H209ZM161 211H166V210H163V209H161ZM249 211H251V210H249ZM27 212V213H28ZM135 212V211H134ZM176 212H178V215H180L181 216V214H179L180 212L179 211H176ZM183 212V211H182ZM197 212H199V211H197ZM208 213V212H207ZM259 213V212H258ZM262 213H263V211H262ZM163 214V213H162ZM194 214H195V212H194ZM246 214V213H245ZM250 214V213H249ZM254 214H257L256 212L254 213ZM254 214H252L253 216H255ZM52 215V216H51ZM177 215V214H176ZM177 215V216H178ZM183 215V214H182ZM197 215V214H196ZM208 215V214H207ZM251 215V214H250ZM184 216V215H183ZM198 216V215H197ZM258 216V215H257ZM260 216V215H259ZM28 217V216H27ZM52 217V218H51ZM94 217L96 218L95 220H96V223H95V225H93L94 223H93V219H94ZM176 217V216H175ZM196 217V216H195ZM252 217V216H251ZM256 217V216H255ZM52 220H51V219ZM193 218V217H192ZM260 218V217H259ZM100 219V220H99ZM177 219H179V217L177 218ZM198 219V218H197ZM256 219V218H255ZM261 221L263 220L262 219V216H261ZM259 219V220H260ZM94 220V221H95ZM173 220H175L176 221V219H173ZM196 220V219H195ZM248 220V219H247ZM28 221V220H27ZM104 221V220H103ZM179 221L181 222V220L179 219ZM264 221V220H263ZM70 222V221H69ZM105 222L106 221H104L103 223L105 224ZM107 223V222H106ZM193 223H194V225H196L195 224V221H193ZM259 223H260V221H259ZM86 224V225H85ZM132 224V223H131ZM142 224V225H141ZM178 224V223H177ZM93 225V226H92ZM163 226H164V223L162 224ZM166 225V224H165ZM179 225V224H178ZM108 226V225H107ZM134 226V225H133ZM161 226V225H160ZM166 226H168V224L166 225ZM197 227V226H196ZM66 228V227H65ZM104 228H107V227H104ZM165 228V227H164ZM168 228V227H167ZM62 229V228H61ZM69 229H71V228H69ZM103 229V228H102ZM130 229H131V227H130ZM169 229V228H168ZM104 230V229H103ZM136 230V229H135ZM60 231V230H59ZM66 231V230H65ZM71 231L72 232H69V233H74L73 232V230L71 229ZM203 231V230H202ZM67 232V231H66ZM105 232V231H104ZM103 232V233H104ZM55 233H57V232H55ZM153 233V232H152ZM199 233V235H200V232H198ZM63 234H64V231H63ZM66 234V233H65ZM59 235V234H58ZM101 235V234H100ZM196 235V234H195ZM70 236H72V235H70ZM75 236V235H74ZM202 236V235H201ZM204 236V235H203ZM165 237V236H164ZM63 238V239H62ZM206 238V237H205ZM223 238V237H222ZM69 239H72V240H74L75 239V237H71V238H69ZM193 239V238H192ZM53 240V245H51V247H50V241H52ZM152 241V240H151ZM150 241V242H151ZM99 242V241H98ZM198 242V241H197ZM230 242V241H229ZM115 243H118V244H115ZM104 244V243H103ZM197 245H198V243H197ZM202 245H204V244H202ZM260 246V245H259ZM79 247V245L77 246V248ZM120 247V246H119ZM126 247V246H125ZM197 247V246H196ZM93 247H91V249H92ZM96 248L97 247H95V250H94V248H93V250H92V252H93V254H92V256H91V258L90 259H92V263H93V261H94V263L95 264H98L99 262H98V260H97V258H99V256H97V254H99V253H97V251H98V249L99 248H97V250H96ZM116 248H118V247H116ZM115 248V249H116ZM124 248V247H123ZM259 248V247H258ZM79 249H77L78 251H80ZM125 249V252L126 251H128V250H126ZM129 249V250H130ZM264 249V248H263ZM22 250V251H23ZM107 250V249H106ZM124 250V249H123ZM261 250V249H260ZM264 251V250H263ZM124 252V253H125ZM261 252V251H260ZM51 253H53L54 255H50ZM119 253V252H118ZM130 254H131V252H129ZM128 253V254H129ZM200 253V252H199ZM250 253V252H249ZM261 253H263V252H261ZM260 253V254H261ZM59 254H62V252L61 253H59ZM101 254V253H100ZM104 254V253H103ZM110 254V253H109ZM108 254V255H109ZM112 254V253H111ZM117 254V253H116ZM126 254V253H125ZM129 254V255H130ZM151 254V253H150ZM245 254V253H244ZM259 254V255H260ZM264 254V253H263ZM262 254V255H263ZM107 255V256H108ZM129 255H128V257H129ZM198 255V254H197ZM51 256V257H50ZM89 256H90V254H89ZM111 256V255H110ZM117 255H115V257H116ZM133 255H131V258H128L127 257V255L125 256V257H127L126 259V261L124 262V263H127V264H134V262H135V260L136 259H134L135 258V256L134 257H132ZM196 258L198 257V256H196V255H194ZM252 256V255H251ZM258 256V255H257ZM257 256H255L256 258H258ZM101 257V256H100ZM114 257V258H115ZM195 257H193V258H195ZM244 257V256H243ZM250 257V256H249ZM254 257V256H253ZM262 257V256H261ZM133 258V259H132ZM195 258V259H196ZM245 258H247V257H245ZM88 259V258H87ZM102 259V258H101ZM108 259V258H107ZM107 259L105 260V262L103 263L102 261V264H113L114 263V261H113V258H110L109 259V261H107ZM119 259V258H118ZM248 259V258H247ZM255 259V258H254ZM261 259V258H260ZM86 260V259H85ZM160 260V259H159ZM256 260V259H255ZM27 261V260H26ZM25 261V262H26ZM90 261V260H89ZM100 261V260H99ZM119 261H120V259H119ZM264 261V260H263ZM68 262V261H67ZM84 260L81 262V264H84ZM87 262V261H86ZM115 262H117V261H115ZM162 262V261H161ZM250 262V261H249ZM91 263V262H90ZM191 263V262H190ZM193 263V262H192ZM64 264H66L65 262H64ZM69 264V263H68ZM117 264V263H116ZM154 264V263H153ZM155 264H158V263H155ZM249 264V263H248Z\"/></svg>",
    "mask_w": 264,
    "mask_h": 264
},
{
    "label": "clouds",
    "instance_id": "clouds-1",
    "mask_svg": "<svg viewBox=\"0 0 264 264\" xmlns=\"http://www.w3.org/2000/svg\"><path fill=\"white\" fill-rule=\"evenodd\" d=\"M163 35V46L170 57L188 71L194 57H205L221 46L235 52L264 47V0H163L152 17ZM10 173L0 168V230L10 227V191L4 186ZM16 199L25 195L39 200L43 191L36 183H14ZM53 214L59 208L52 209ZM88 238L85 228H77L75 239L58 242L69 264H81L77 250Z\"/></svg>",
    "mask_w": 264,
    "mask_h": 264
}]
</instances>
